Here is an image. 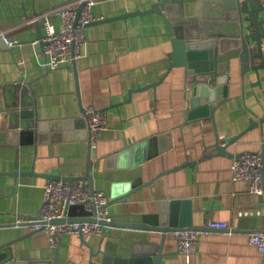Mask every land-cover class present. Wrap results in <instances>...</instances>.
Returning a JSON list of instances; mask_svg holds the SVG:
<instances>
[{
	"label": "crops",
	"instance_id": "1",
	"mask_svg": "<svg viewBox=\"0 0 264 264\" xmlns=\"http://www.w3.org/2000/svg\"><path fill=\"white\" fill-rule=\"evenodd\" d=\"M67 1L0 0V86L20 78L32 82L37 115L43 119L81 117V107L106 111L107 126L91 150L94 185L108 194L113 220L143 222L147 215L158 214L172 218L175 231L208 228L191 254L178 251L174 230L164 234L123 224L112 225L106 236H87L89 244L96 251L129 258L133 250L142 251L148 241H156L164 253L160 264H264V253L251 243L253 233L264 234V195L251 193L249 180L232 177L235 154L264 153V69L259 75L253 70L243 74L235 64L228 87L231 98L215 110V124L210 117L189 120L184 69L171 71L156 87L144 88L167 71L172 50L167 26L157 13L89 24L84 55L72 66L47 69L41 63L43 47L32 44L40 37L35 21L40 20L44 33L42 14ZM137 3L141 9L149 6L146 0H99L92 9L101 19L136 10ZM50 19L57 28L63 24L60 11L54 10ZM3 35L20 44L7 47ZM251 118L257 123L228 148L234 156H206L216 150V129L221 137L231 138L246 130ZM71 131L78 134L77 128ZM154 135L158 138L133 156L138 160L134 164L132 155H113ZM88 154L85 137H64L36 147L0 139V242L24 236L28 229L16 224L19 217L38 216L41 210L47 178L13 175L17 158L20 171L35 165L39 172L76 176L85 175ZM210 220L229 226L211 229ZM14 247L20 258L35 260L55 258L58 249L56 264L87 263L90 258V247L78 234L62 235L56 247L45 232L25 235Z\"/></svg>",
	"mask_w": 264,
	"mask_h": 264
},
{
	"label": "water",
	"instance_id": "2",
	"mask_svg": "<svg viewBox=\"0 0 264 264\" xmlns=\"http://www.w3.org/2000/svg\"><path fill=\"white\" fill-rule=\"evenodd\" d=\"M148 7L126 11L122 14L110 15L90 22H107L114 19H125L136 14L157 13L162 17L167 26V34L170 36L172 50L168 53L169 67L161 76V79L146 87H156L173 70L182 68L186 77V95L188 100L189 120H198L210 117L215 124V110L226 103L231 97L228 94V87L231 81V68L239 63L241 73L253 70L259 75L264 69V0H146ZM87 1H82L76 8L77 20L82 13V9ZM4 13L0 9V16ZM39 29L40 46L44 47L43 29L40 20L35 21ZM89 26V25H88ZM76 60L73 61L75 64ZM143 88V89H144ZM188 94L190 96H188ZM35 93L32 82L20 78L19 81L6 82L0 86V139L2 142L10 144H34L35 147L40 142L57 140L61 138L85 137L89 140V154L87 161V171L85 175L66 176L50 173L47 171H37L35 165L31 170H19V149H17V160L13 175L23 173L43 176L47 179H63L69 183L83 180L87 185L94 188V162L92 160L91 137L88 131V121L86 109L81 107L83 116L74 119H43L37 115ZM257 123V119L251 118L250 124L241 133L233 135L231 138L221 137L216 129V141L213 144L215 151L206 154L212 156L216 154L232 155L228 150L229 146L238 141L240 137ZM77 128V135L73 129ZM63 130L64 132H61ZM154 135L148 139L135 144H128L117 153L120 159L132 155V163L138 160L133 156L144 150L145 145L156 140ZM243 152L235 154L241 155ZM115 156V155H114ZM151 156V154L149 155ZM263 163H264V153ZM145 159V156H142ZM264 181V165L262 168ZM140 180L133 183L134 188L139 186ZM111 204V200L109 201ZM77 212L83 217H74ZM91 214L83 203H77L69 209V221L96 219L87 217ZM24 216V215H22ZM35 219L38 216H26ZM64 218L53 220L59 223ZM103 223L109 225L123 224L145 228L166 233L176 229L177 224L170 217L161 215H147L143 222L119 223L115 220ZM30 223V222H28ZM15 224V223H14ZM26 223L23 224V226ZM44 232V231H42ZM28 230L25 235L42 233ZM24 236L7 238L0 242V264H56L61 258L57 249L55 258L35 260L20 258L17 255L14 244ZM84 243L90 247V258L87 263L75 264H160L164 253L162 245L156 241H148L142 251L133 250L132 256L121 257L103 252L101 249L94 250L89 244L87 236L79 234ZM164 236V235H163ZM165 237V236H164ZM164 237L162 241L164 240ZM140 254V256H138ZM155 256L157 259H155Z\"/></svg>",
	"mask_w": 264,
	"mask_h": 264
},
{
	"label": "built area",
	"instance_id": "3",
	"mask_svg": "<svg viewBox=\"0 0 264 264\" xmlns=\"http://www.w3.org/2000/svg\"><path fill=\"white\" fill-rule=\"evenodd\" d=\"M84 0H70L54 6V8L45 11L42 14L44 18L45 32L43 40V54L45 56L41 63L50 70L63 66H72L73 61L84 55V47L87 43L86 29L90 22L100 19L93 14L92 6L99 0H86L87 3L82 9V13L77 20V6ZM60 11L63 16V24L57 28L50 19V14ZM7 47H14L20 44L18 40L11 39L3 35ZM40 38L32 42L33 46L40 45ZM88 131L91 137V148L97 146L99 136L107 126V115L103 109L95 106L86 110ZM262 153L259 151L244 152L235 156L232 166L233 180L247 179L251 182L250 192L264 195V181L262 177V168L264 163ZM44 193L41 202V210L37 218L31 219L19 217L18 223H26L28 230L44 231L49 239L51 246L56 247L59 244L62 235H79L83 233L86 236L98 235L106 236L112 230V226L105 224L112 222L110 211V198L105 190L94 186L92 188L85 181L78 180L69 183L63 179H47L43 184ZM77 203H83L86 209L91 212L87 217L96 219L69 221V209ZM64 218L59 223L53 220ZM30 222V223H28ZM226 221L210 220L209 228H227ZM208 228H183L174 231L177 239V248L180 253L191 254L197 251L201 237L207 234ZM251 243L256 245L260 252L264 253V234L253 233Z\"/></svg>",
	"mask_w": 264,
	"mask_h": 264
}]
</instances>
